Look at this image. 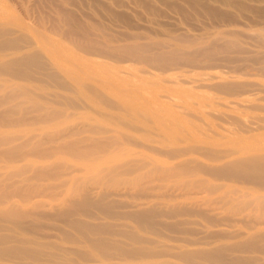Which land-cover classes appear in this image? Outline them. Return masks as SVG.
<instances>
[{
  "label": "rangeland",
  "instance_id": "rangeland-1",
  "mask_svg": "<svg viewBox=\"0 0 264 264\" xmlns=\"http://www.w3.org/2000/svg\"><path fill=\"white\" fill-rule=\"evenodd\" d=\"M71 16L76 19H73L74 24ZM65 18L70 20H64ZM63 21L72 24H64ZM53 25L58 28L55 29ZM79 25L83 30L86 27L89 33L95 32V36L87 34L86 28L85 32L80 33L82 28ZM7 26L10 31L13 28L16 30L13 29V33L8 36L22 34L30 41L29 45H24L23 42L22 45L26 47L23 50H41L43 54L40 53L45 55V64L48 59L46 66L52 63L50 70H55L56 77L57 72H60L62 75L58 73V78L64 82L67 79L66 82L69 81L73 91L68 92L56 86L45 76L48 84L0 74V99L9 91L12 95L14 89L18 92L21 88H27L32 92L29 96L20 93L5 101L0 100V211L15 203L16 207L13 208L24 210L27 213L25 222L31 226L28 231H24L9 221H0V237L24 235L30 240L45 243L44 252H55V256L43 254L37 257L0 255V264H264V218L259 216L260 201L255 198V194L248 193L254 189H250L252 184L231 180L213 181L210 176L195 169L190 175L172 177L169 170L175 163L179 165L180 162L189 160L190 165L200 162L206 166H215L241 153L229 154L220 159L221 162L211 161L202 153L189 150L192 145H207L232 151L251 148L253 145L264 146V127L258 130L253 128L250 133H240L233 129L235 125L231 121V116L235 113L233 118L238 115L242 123L245 120V124L256 127L260 123L256 120L264 116V105L259 110L254 105V102L264 104V77H260L264 75L256 68L264 69V0H0V28L8 29ZM54 29L58 31L55 32ZM69 29L75 30L72 31V36L67 35ZM76 29L81 38L87 39L89 36L88 39L93 41L96 37L100 43L88 40L85 42V39L82 42L83 39L74 34ZM63 32H66V36H62ZM81 42L88 44L89 47H85L87 50L91 47V52H84V44L80 48ZM127 43H130L128 46L142 43L140 46H151L153 51L162 45L160 48L165 49V55H170L175 50L176 63L170 65L161 58L154 61L155 64L147 62L146 65L142 61L143 65L140 60L136 59L135 62L132 57L134 63L129 59L130 56H124L120 52V55L114 56L116 62L109 58L111 54L113 56L118 53L113 54L118 48L122 52L121 48ZM110 46L118 48L113 50ZM94 48L95 51L98 50V56ZM103 49L107 50L109 57H106L105 50L102 53ZM156 51L160 52V49ZM14 52L15 50H7L4 52L6 54H0V61L19 54ZM122 55L130 61L123 59ZM126 60L128 63L124 62ZM161 60L170 66L165 64L162 68ZM257 60H261V63ZM156 62L160 66L156 67ZM148 64H153L158 69ZM80 81L84 83L80 85ZM223 81H249L253 87L250 83V87L243 92L244 95L229 94L231 97H228L227 93H218L217 89L213 91V86H210ZM89 83L99 89L96 90L93 85L90 88ZM117 87L121 89L118 90ZM88 88L92 90H89L90 93ZM100 90L120 105L117 106V102L115 107L103 105L105 103L92 94H102ZM245 93L250 95L246 97ZM54 94L69 97L67 100L78 97L74 100L75 104L82 106L74 107L65 100L58 103L54 101L55 98L52 99ZM37 102L42 104L43 109L24 112L25 108ZM247 105H254L255 109L248 106L253 108L251 110ZM116 106L123 107L126 112ZM14 107L19 108L15 114L7 112ZM150 109L155 113H151ZM51 110H58L59 114L47 120L39 119L41 114ZM102 111L107 113L106 116ZM122 111L125 112L124 117ZM137 111L140 116L136 115ZM223 111H226L227 116L230 114V120L224 119L227 116L223 115ZM197 114L201 115L203 121ZM130 120H133L131 124L134 123V126H141L140 129H129L125 122ZM97 124L101 128H107L106 132L89 131L90 126L94 128ZM202 126L203 132L200 131ZM114 130H120L121 133L117 134ZM115 134H121L126 139L127 134L131 135L132 138L128 136L130 139L127 140H133V143L124 138L121 139V144L116 145L120 142L116 140L115 144H110L111 150L108 149V152L104 149L109 148L106 139L110 136L112 139L118 138ZM84 137L92 139L88 141ZM95 137H101V142L104 137L106 143H103L107 147H100L101 150L97 148L100 151L95 150L96 147L92 148L93 151L83 148L81 153L66 147L72 143L78 144L80 139L82 144L83 138V143L94 142ZM98 138L96 141L100 140ZM170 147L172 150H181V155L179 153L175 158L170 155L167 157V152L172 151ZM11 150L14 152L9 154ZM117 159L119 162H116ZM135 159H141V163ZM124 161L138 162L139 170L136 167V170L134 168L131 171L133 173L116 174L115 179L110 180L106 176L109 164H123ZM161 166H168V171L161 169ZM203 176L222 187L210 192L207 187L185 183L189 179H208ZM104 190H109L110 193L104 192L107 193L104 195L106 201L117 200V205L111 203L116 206L114 210H119L121 214L152 206L159 212H166L163 213L166 215L158 213L157 223L150 229H139L127 218L106 217L94 208H90V211L95 217L76 214L91 224L111 223L109 225L113 226L114 231L125 230L128 224L134 233L142 237V242L131 241L120 234L113 235V239L126 243L129 251L142 248L148 256L133 257L120 254L117 250L111 254H103L89 242L85 234L82 235L70 223L68 215L60 213L66 209L78 210L71 203L73 199L87 193L97 199ZM242 199L250 202L247 207L240 203ZM176 206L178 210L179 207L187 208L190 212L174 214L172 209H176ZM17 218L18 216H13V219ZM107 235L104 236L111 238L110 234ZM251 239L258 241V246L253 249L237 247L238 243ZM213 248L222 249L225 256L223 261L194 257L195 254ZM184 252L192 256L182 254Z\"/></svg>",
  "mask_w": 264,
  "mask_h": 264
},
{
  "label": "bare ground",
  "instance_id": "bare-ground-1",
  "mask_svg": "<svg viewBox=\"0 0 264 264\" xmlns=\"http://www.w3.org/2000/svg\"><path fill=\"white\" fill-rule=\"evenodd\" d=\"M60 8V7H59ZM15 17V16H14ZM14 17H12V18H14ZM17 17V16H16ZM15 17V18H16ZM72 17V16H71ZM67 19H69V18H67ZM66 18L64 19V20H67ZM73 17H72V20L71 21H73ZM23 20V19H22ZM70 20V19H69ZM74 20H76V19H74ZM61 21H62V19H61ZM60 21V22H61ZM68 22V21H67ZM64 23V21H63V23L64 24H68V25H70V24H72V23ZM76 22V21H75ZM79 22V21H78ZM8 23H9V21H8ZM7 23V24H8ZM73 24H74V21H73ZM76 25H77V23H75ZM2 25V24H1ZM61 25V24H60ZM31 26V25H30ZM54 26V25H53ZM59 26V25H58ZM80 26V25H79ZM78 26V27H79ZM83 26V25H82ZM86 26V25H85ZM84 26V27H85ZM8 27V26H7ZM55 27V26H54ZM53 27V28H54ZM81 27V26H80ZM103 27V26H102ZM32 28V27H31ZM58 28V27H57ZM56 27H55V29H57ZM75 28V27H74ZM73 28V29H74ZM82 28V27H81ZM86 28V27H85ZM85 28H84V30H83V28L80 30V33H82L81 31H83V32H85ZM12 29V28H11ZM14 29V28H13ZM12 29V30H13ZM24 29V28H23ZM55 29L53 30V31H55ZM73 29H69V30H65L66 32H67V35L68 34H70L71 36L73 35V32L72 31H75V30H73ZM80 29V28H79ZM90 29V28H89ZM11 30V31H12ZM15 30V29H14ZM18 30V29H17ZM90 30H92V29H90ZM10 31V27H8V29L6 28V27H4V28H0V54H3L5 51H7V50H15V52H19V54H16L15 56H13V57H11V58H8V59H5V60H1L0 61V74H7V75H9V76H11V77H14V78H20V79H26V80H32V81H37V82H39V83H43V84H48L49 82L48 81H46V79H48V80H51L52 82H54L55 83V85L56 86H58V87H60V88H63L64 90H66V91H73V89L71 88V85H69V81H67L66 82V80L67 79H65V82L64 81H62V80H60L59 78V75H58V73L59 74H61L60 72H57V76L59 77H56V73H55V70H50V66H51V64L52 63H50V64H48V65H50V66H46V64H47V62H48V59H47V62H46V64H45V61H43V58L45 57V55H42L43 53L41 52V50H38V49H36V51H34V49L33 50H23V48H26L25 46H23L22 44H23V42H24V45L25 44H31L30 43V41L27 39V37L25 38V37H23L22 36V34H20V36H18L19 34H17V36H16V34L14 35V36H16V37H10V36H8V34L10 35V33H13V32H11ZM16 31V30H15ZM58 31V30H57ZM57 31H55V32H57ZM60 31V30H59ZM86 31H87V28H86ZM94 31V30H93ZM102 31V30H101ZM23 32V31H22ZM66 32H63L62 33V36H64L65 34H66ZM105 32V31H104ZM21 33V32H20ZM59 33V32H58ZM61 33V32H60ZM65 33V34H64ZM80 33H78L77 32V29H76V33H74L76 36H79L78 34H80ZM87 34L89 33V31H87L86 32ZM94 34H95V32H93ZM57 34V33H56ZM83 34H85V33H83ZM83 34H81V35H83ZM92 34V32H90L89 33V35H91ZM94 34H92L93 36H95ZM104 34H106V33H104ZM22 36V37H21ZM28 36V35H27ZM66 36V35H65ZM69 36V35H68ZM75 36V38H77ZM87 36V35H86ZM93 36H90V37H92L93 38ZM80 37V36H79ZM79 37H78V39H75V41L76 40H79ZM83 37V36H82ZM85 37V36H84ZM89 37V36H88ZM88 37H86L87 39H85V38H81L80 37V39L82 40L83 39V41L82 42H84V39H85V42L88 40V41H91V39L89 40L88 39ZM101 37V36H100ZM97 38L96 37H94V40L93 41H91V42H97L98 41V39L96 40ZM101 39V38H100ZM73 40V39H72ZM96 40V41H95ZM107 40V39H106ZM111 39H109V41H110ZM32 41V40H31ZM74 41V40H73ZM74 41V42H75ZM102 41H104V40H102ZM101 41V42H102ZM73 42V43H74ZM77 42V41H76ZM75 42V43H76ZM81 42V45H80V48H81V46H82V44H84V47H85V45L87 46L88 44H85V43H82ZM99 42V41H98ZM100 43V42H99ZM104 43V42H103ZM77 44V43H76ZM76 44H74L75 46H77ZM98 44V43H97ZM132 44V43H131ZM139 44V43H138ZM138 44L135 46H133V45H131V46H128V45H130V43L128 44L127 43V47L125 46V45H123V48H121V50H122V52L119 50L118 51V49H120V48H118L117 46H115L116 47V49H117V51H115V52H113V54H115L116 52H118V53H116V55H113V56H111L110 55V57H109V53H107V50H105V49H103V52L102 53H104V50H105V54H106V57H109V58H111L113 61H115L116 60V58L114 57V56H116L117 57V54H119V52H120V54L121 53H124V56H126L127 55V57H129V59H131L132 57L134 58V60H135V62H137L136 61V59L137 60H140L141 61V63L143 64V62L142 61H144V62H146L145 64L147 65V62L148 63H153L154 61H156V60H159V59H161V58H163V60H165L167 63H169L170 65H171V63H176L175 61H176V57H175V54H174V51L175 50H173L172 51V53L169 55H165L166 54V52L164 53L163 51L165 50H161V48H160V46H162V45H160L158 48L160 49V52L162 51L163 53H164V55H163V53H160V52H158V51H156L157 49H154L155 51H153V50H151V48H153V47H147V45H145V44H143L145 47H146V49H148L149 48V50L147 51L146 49H144L145 47L144 46H140L142 43H140L139 44V46H138ZM27 45V47H29ZM98 46H100V44H98ZM119 46V45H118ZM77 47H79V46H77ZM87 47H89V46H87ZM87 47H85L84 49H82L84 52L86 51V53H89V50H90V52H91V47H90V49L89 50H87L86 48ZM115 47H111L110 46V49H113V48H115ZM122 47V46H121ZM144 47V48H143ZM163 47H164V45H163ZM80 48H78L79 50H80ZM96 48V47H95ZM95 48H94V51H95ZM32 49V48H31ZM40 49V48H39ZM93 49V48H92ZM38 50V51H37ZM101 50V49H100ZM113 50H115V49H113ZM88 51V52H87ZM96 51H97V53H98V50L96 49ZM96 51H95V54L97 55V53H96ZM143 51H144V54H143ZM145 51H146V53H145ZM170 51V50H169ZM14 52V53H15ZM42 54H41V53ZM101 52V51H100ZM99 52V53H100ZM171 52V51H170ZM177 52V51H176ZM7 53V52H6ZM6 53H4V54H6ZM92 53H93V51H92ZM91 53V54H92ZM3 54V55H4ZM8 54V53H7ZM95 54H94V56H95ZM105 54H104V56H105ZM119 54V55H120ZM93 55V54H92ZM91 55V56H92ZM108 55V56H107ZM179 55V54H178ZM178 55H176V56H178ZM44 56V57H43ZM98 56V55H97ZM102 56V55H101ZM123 56V55H122ZM123 56V57H124ZM113 57H114V59H113ZM119 57V56H118ZM122 58V57H121ZM259 58H260V56H259ZM45 59V58H44ZM120 59V58H119ZM123 59H127L126 57H124ZM123 59L121 60L120 59V61H123ZM129 59H127V60H129ZM254 59V58H253ZM263 59H264V56H263ZM262 58H261V60H263ZM124 61V62H127L128 63V61ZM133 62H134V60L133 59H131ZM261 60H260V62L259 63H261ZM117 61H118V59H117ZM130 61V60H129ZM254 61V60H253ZM116 62V61H115ZM134 62V63H135ZM139 62V61H138ZM159 62V61H158ZM158 62H156L157 64H158ZM161 62L163 63L164 61H162L161 60ZM163 63L162 64V68H164L163 66L166 64L167 66H168V64L167 63ZM262 62H264V61H262ZM130 63V62H129ZM140 63V64H141ZM160 63V62H159ZM130 64H132V62L130 63ZM145 64H143V65H145ZM154 64H155V62H154ZM161 64V63H160ZM148 65H150V64H148ZM153 64H151L150 66H152ZM169 65V66H170ZM157 66H160L159 64L158 65H156V67ZM167 66H165V68L167 69ZM168 66V67H169ZM264 66V65H263ZM48 67H49V69H48ZM52 67H54V65L52 66ZM152 67H154L155 68V66L153 65ZM160 69V70H163V69ZM256 68H259V72L261 73V75H264V69H261V67H256ZM255 68V69H256ZM263 68V67H262ZM55 69V68H54ZM155 69H158V68H155ZM166 69H164V72L166 71ZM257 71H258V69H257ZM260 73H258V74H260ZM62 75V74H61ZM246 75V74H245ZM44 76H45V78H44ZM78 76V75H77ZM117 76V75H116ZM217 76V75H216ZM220 76V75H219ZM208 77H210L211 78V76H209L208 75ZM207 77V78H208ZM261 78L262 77H264V76H260ZM74 78V77H73ZM214 78H216V77H214ZM221 78V77H220ZM77 79V78H76ZM101 79V78H100ZM202 79H204V78H202ZM212 79V78H211ZM79 80V79H78ZM99 80V79H98ZM117 80V79H116ZM134 80V79H133ZM75 81V80H74ZM104 81H106V79L104 80ZM131 81H132V79H131ZM221 82H222V80H220ZM48 82V83H47ZM81 83H80V85H82V82L83 81H80ZM134 82V81H133ZM75 83H77V82H75ZM84 83V82H83ZM108 83H109V81H108ZM127 83V82H126ZM213 83V82H212ZM215 83V82H214ZM213 83V84H214ZM218 83V82H217ZM251 82H249V81H247V82H245V83H243L242 81L241 82H224L223 81V83H218V84H216L215 83V86L214 85H211L210 84V86H213V91H215L216 89L218 90V93H220V92H223V93H227V96L230 94V95H235V94H239L240 95V93H242L243 94V92H245L246 91V89H248L250 86H248L249 84H250ZM254 83V82H253ZM72 84V83H71ZM201 84V83H200ZM86 85V84H85ZM85 85H83L84 87H85ZM89 85H90V88H91V86L93 85V84H91V83H89ZM89 85H87V86H89ZM112 85V84H111ZM128 85V84H127ZM203 85V84H202ZM201 85V86H202ZM206 85V84H205ZM205 85H203V86H205ZM264 85V84H263ZM262 85V86H263ZM94 86V88L97 90V89H99V88H96L95 87V85H93ZM200 86V85H199ZM209 86V88H212V87H210ZM251 86L253 87V85H252V83H251ZM256 86H259V85H256ZM74 87V86H73ZM113 87H116V86H113ZM261 87V86H260ZM259 87V88H260ZM264 87V86H263ZM262 87V88H263ZM90 88H88V92H89V90H90V92L92 91ZM128 88H130V87H128ZM255 88V87H254ZM254 88H251V89H254ZM259 88H257L258 89V91L260 90ZM85 89V88H84ZM117 89H118V87H117ZM119 89H121V88H119ZM118 89V90H119ZM123 89V88H122ZM125 89V88H124ZM134 89H136V88H134ZM86 91H87V88L85 89ZM95 90V91H96ZM125 90H127V88L125 89ZM264 90V89H263ZM14 91V93L11 95L9 92H11V91H9L8 93H4L3 94V99H4V101L5 100H7V99H10L11 97H14V96H16V95H20V93L21 94H25V95H27V96H29L30 94H32V92H31V90H29V89H27V88H25V89H22L21 88V90L20 91H18V89H17V91L18 92H16V90L14 89L13 90ZM12 91V92H13ZM99 91V90H98ZM220 91V92H219ZM255 92H257V90H254ZM89 92V93H90ZM100 92L102 93V91L100 90ZM255 92H254V94H255ZM95 92H93L92 94H93V96L96 98H98L99 99V101H102L103 103H105V104H103V105H108V106H111V107H115V105L118 103V105L117 106H119L120 105V103L119 102H115V101H112L111 99H109V96L107 95H105V93H102V94H99V92L98 93H95ZM138 93V92H137ZM156 93V92H155ZM223 93H221V94H223ZM248 93H250V92H248ZM248 93H245V94H247V95H245L246 97H248L250 94L252 95V93H250V94H248ZM258 93V92H257ZM75 94V93H74ZM77 94V93H76ZM103 94H104V96H103ZM66 95V94H65ZM78 95V94H77ZM96 95V96H95ZM229 95V96H230ZM244 95V94H243ZM262 95V94H261ZM264 95V94H263ZM228 96V97H229ZM124 97H126V96H124ZM141 97V96H140ZM231 97V96H230ZM235 97V96H234ZM257 97V96H256ZM255 97V98H256ZM261 97V96H260ZM53 98H55L54 99V101H56V102H58V103H62L64 100L67 102V104H69V105H73L74 107L77 105L78 106V108H80V105L77 103V104H75V102L76 101H74L76 98H78V97H74L75 99L74 100H71L73 97H70V100H67V98L69 99V97H66V96H64V95H60V94H54V96L52 97V99ZM81 97H80V95H79V99H80ZM96 98V99H97ZM114 98V97H113ZM232 98H233V96H232ZM259 98V97H258ZM263 98H264V96H263ZM2 99V97H1V99L0 100H3ZM97 99V100H98ZM259 99H261V98H259ZM78 100V99H77ZM226 100V99H225ZM255 100V99H254ZM264 100V99H263ZM262 100V101H263ZM102 102H100V103H102ZM115 102V103H114ZM166 102V101H165ZM252 102V101H251ZM130 103H131V101H130ZM204 103V102H203ZM255 104V106L256 107H258V110L260 109L259 107H262V105H264V104H258V106H257V104H256V102H254ZM75 104V105H74ZM83 104V103H82ZM85 104H88L87 102L85 103ZM132 104V103H131ZM200 104V103H199ZM202 104V103H201ZM252 104V103H251ZM96 105V104H95ZM203 105V104H202ZM253 105V106H254ZM76 106V107H77ZM82 106V105H81ZM86 106V105H85ZM108 106H106V107H108ZM116 106V108H118L119 110H121L123 107H117ZM234 106V105H233ZM253 107V106H251V105H247V107ZM89 107V106H88ZM88 107H86V108H88ZM111 107H109V108H111ZM147 107V106H146ZM248 107V108H249ZM15 108V109H14ZM13 109L12 108H10V109H8L7 110V112H9V113H11V114H15L17 111H18V109L19 108H17V107H14ZM83 108V107H82ZM91 108V107H90ZM101 108V107H100ZM116 108H112V109H115L116 110ZM126 108V107H125ZM131 108H132V106H131ZM159 108V107H158ZM231 108H233L232 106H231ZM254 108V107H253ZM253 108H249V109H253ZM263 108V107H262ZM262 108H261V110H262ZM41 109H43V106H42V104L41 103H39V102H37V103H34L33 105H31L30 107H27V108H25L24 109V112H30V111H40ZM133 109H134V107H133ZM139 109V108H138ZM159 109H161V108H159ZM165 109V108H164ZM245 109H246V107H245ZM255 109V108H254ZM122 110H124V109H122ZM238 110H239V108H238ZM125 112H126V110H124ZM136 111V110H135ZM150 111H151V109H150ZM170 111V110H169ZM220 111V110H219ZM240 111V110H239ZM249 111V110H248ZM125 112H123L122 111V115H123V113H125ZM153 111H151V113H152ZM246 112H247V109H246ZM128 113H129V111H128ZM136 113V115H139L140 116V112H135ZM153 113H155V112H153ZM220 113H222V111L220 112ZM219 113V114H220ZM57 114H59V111L58 110H51V111H47V112H44L43 114H41L40 115V118L39 119H44V120H47V119H49V118H51L53 115H57ZM100 114H101V112H100ZM102 114L103 115H105V114H107L106 112L105 113H103V111H102ZM130 114H132V112L130 113ZM134 114V113H133ZM145 114V113H144ZM158 114V113H157ZM205 114V113H204ZM218 114V115H219ZM227 113H226V111H223V115H225V116H227L226 115ZM125 115V114H124ZM124 115H123V117H124ZM126 115H129V114H126ZM146 115H147V113H146ZM145 115V116H146ZM198 115V114H197ZM196 115V116H197ZM217 115V116H218ZM221 115V114H220ZM219 115V116H220ZM230 114L228 113V116H229ZM233 115H235V113H233ZM233 115L231 116L232 117V123L235 125V127L233 128V129H237V130H235V131H237V132H240V133H244V132H248V133H250L249 131H251V130H253V128H255V129H261L262 127H264V124H262V123H264V119H261L262 117L264 118V116H259L258 114V117H261L259 120H256L257 121V123L258 122H260V123H258L257 125H256V127H253V126H251V125H249V123H248V125L247 124H245V120H244V123H242L241 122V120L239 119L240 118V116L238 117V115H236L237 117V119L236 118H233ZM102 116V115H101ZM100 116V117H101ZM106 116V115H105ZM121 116V115H120ZM143 116V115H142ZM144 116V117H145ZM150 116V115H149ZM199 116V115H198ZM201 116V115H200ZM199 116V117H200ZM216 116V117H217ZM218 116V117H219ZM225 116H223V118L225 117ZM228 116H227V118L225 117L224 119H227V121L228 120H230L229 118H228ZM249 116V115H248ZM102 117H104V116H102ZM116 117H118V115L116 116ZM235 117V116H234ZM251 117V116H250ZM249 117V118H250ZM253 117V116H252ZM120 118V117H119ZM142 118V117H141ZM146 118L148 119L149 117H147L146 116ZM194 118H195V115H194ZM201 118V117H200ZM257 118V117H256ZM19 119H23V118H21V117H19ZM114 119H115V117H114ZM122 119V118H121ZM143 119H145V118H143ZM142 119V120H143ZM197 119V118H196ZM199 119V118H198ZM221 119V118H220ZM258 119V118H257ZM24 120V119H23ZM115 120H118V119H115ZM120 120V119H119ZM125 120V119H124ZM126 120H127V118H126ZM146 120V119H145ZM149 120V119H148ZM147 120V121H148ZM171 120V119H170ZM200 120V119H199ZM250 120H251V118H250ZM249 120V121H250ZM133 120H130V122H125V125L126 126H128V127H130L129 129H131V128H136V129H138L139 127H141V126H137V125H135L134 126V123H132L131 124V122H132ZM150 121V120H149ZM178 121V120H177ZM182 121V120H181ZM201 121H203V119L201 118ZM224 121V120H223ZM226 121V120H225ZM231 121H230V124H231ZM248 120H246V122H247ZM248 121V122H249ZM251 121H253V118H252V120ZM255 121V122H256ZM119 122H124V121H119ZM229 123V122H228ZM181 124V123H180ZM256 124V123H255ZM100 124H97V125H95V127H98ZM229 125V124H228ZM233 125V126H234ZM94 126V125H93ZM137 126V127H136ZM229 126H231V125H229ZM233 126H231V127H233ZM92 126H90L89 127V131L91 132H93V130L94 131H98L99 133H100V131L102 130V132L104 131V132H106V130H107V128H101L100 126L98 127V128H91ZM199 128H200V126H198ZM203 127V126H202ZM231 127H228V128H231ZM145 128V127H144ZM143 128V129H144ZM117 129V128H116ZM140 129V128H139ZM138 129V130H139ZM142 128H141V130H143ZM183 129L184 128H182V131H183ZM195 129V128H194ZM202 129H204V127L203 128H201V132H203L202 131ZM206 129H207V127H206ZM254 129V130H255ZM100 130V131H99ZM140 130V131H141ZM145 130V129H144ZM195 130H198L197 128L195 129ZM97 132V133H98ZM114 132L115 133H117V134H119L118 132H120L121 133V131L119 130L118 132L117 131H115L114 130ZM185 132V131H184ZM199 132V131H198ZM93 133H95V132H93ZM117 134H115L116 135V137L118 136ZM196 134V133H195ZM123 135H126L125 133H123ZM122 135V136H123ZM128 136H130L131 137V135H129V134H127V139H130V138H128ZM87 137V136H86ZM86 137H84V138H86ZM120 137V138H119ZM124 137V136H123ZM211 137V136H210ZM261 137V136H260ZM84 138L82 139V144H81V139H80V142H78V144L77 143H72V144H69V145H66V147L69 149V150H72V151H75V152H83L82 151V149L84 148V149H88L89 150V148L91 149V151H93L94 149H95V147H96V149L95 150H98L97 148H99L100 149V147L102 148H104V147H107L108 145H109V148H104L105 150L107 149V151L109 152V150L108 149H110L111 148V143H114L115 144V142H116V140L117 141H120L119 143H117L116 145H118V144H121V139H124V138H122L121 137V134H120V136H118V138H116V139H112L111 138V136H110V138H108L107 136H106V138H108V140L106 139V141H107V143H106V141L104 140V137L102 138L103 139V142L105 141V143L107 144V146L105 145V143H103V142H101L102 140H101V137H95V139L97 140V138L98 139H100V140H98V141H96L95 139V141L93 142V140L91 141V142H85V143H83V140H84ZM88 138V137H87ZM86 138V139H87ZM91 139H92V137H90ZM90 138L89 139H87L88 141L90 140ZM132 138V137H131ZM118 139H120V140H118ZM126 138L124 139V140H127ZM182 140V139H181ZM128 141V140H127ZM126 141V142H127ZM125 142V141H124ZM128 142H131V143H133V140H131V141H128ZM173 143V142H172ZM215 143V142H214ZM83 144H85L84 146H83ZM111 144V145H110ZM113 144V145H114ZM103 145H105V146H103ZM165 145V144H164ZM210 145V144H209ZM262 145V144H261ZM115 146V145H114ZM113 146V149L115 148ZM204 145H202V146H200L199 147V145H195V146H191L190 148H189V150H192V151H195L196 153H202L204 156H205V158H207V160L209 159V160H211V161H213V160H215V161H219L220 159H223V157H226V156H228L229 154L231 155V154H234V153H239V152H241L240 154H242V155H238V156H235V157H233V158H230V160L228 159L226 162L224 161V162H222V164H218V165H215V166H206L205 165V163H200V162H198V163H195V164H193V165H190L191 164V161L189 160V161H186V162H180V164L178 165L177 163H175V166H173V165H171V166H173V167H171V168H169V170L172 172V174H171V176L172 177H174V176H183L184 174H188V175H190V174H192V170H198V171H201V172H203V173H205L207 176H210L212 179H213V181L214 180H231V181H238V182H243V183H250V184H252V186L250 187V189H252V188H254V189H252L253 191L252 192H248L249 194H251V195H256V199L257 200H259L260 201V204H261V209L259 210V216L260 217H262V218H264V146L263 147H259V146H252V145H250V146H252L251 148H238V149H235V150H222V149H219V148H214V147H212V146H207V145H205V147H203ZM207 146V147H206ZM174 147V146H173ZM92 148H94L93 150H92ZM176 148V147H175ZM188 147H186V149H187ZM104 149H103V151H104ZM116 149V148H115ZM168 149V148H167ZM170 149H171V147H170ZM81 150V151H80ZM101 150V149H100ZM100 150H98V151H100ZM111 150V149H110ZM172 150V149H171ZM188 150V149H187ZM186 150V151H187ZM14 152V150H11V151H9L8 153L9 154H12ZM90 152V151H89ZM102 152V151H101ZM189 152V151H188ZM188 152H186V154L188 153ZM104 153H105V151H104ZM165 153V152H164ZM179 153H180V155H181V150H179V149H173L172 151H168L167 152V157H168V155H170L171 157H174L175 158V156H177V155H179ZM93 154V153H92ZM114 155V154H113ZM116 155V154H115ZM118 155V154H117ZM119 155H121V154H119ZM183 155V154H182ZM103 156V155H102ZM101 156V157H102ZM122 156V155H121ZM100 157V158H101ZM104 157V156H103ZM120 157V156H119ZM123 157V156H122ZM95 158H98V157H95ZM95 158L93 159L94 161H95ZM122 159V158H121ZM133 159L134 158H132V161H133ZM84 160V159H83ZM103 160V159H102ZM101 160V161H102ZM85 161V160H84ZM93 161V162H94ZM109 161V160H108ZM127 161V160H126ZM126 161H124V163L123 164H116V162H119V160L117 159L116 160V162H115V164H114V162L112 163L113 165H111V164H109V167H107V169H106V176H109V179L111 180V178L112 179H115L114 178V176H116V174H129L132 170H134V168H135V170H136V167H137V165L138 166H140L139 164H137L138 162L139 163H141V159H139V160H136L135 159V161H138V162H126ZM183 161V160H182ZM126 162V163H125ZM142 162H144V161H142ZM219 162H221V161H219ZM147 163V162H146ZM146 163H144V164H146ZM104 164V163H103ZM172 164V163H171ZM174 164V163H173ZM177 164V165H176ZM98 165V164H97ZM105 165V164H104ZM143 165V164H142ZM106 166H107V164H106ZM105 166V167H106ZM142 167V166H141ZM163 166H161L160 168L161 169H167V171H168V166H166L167 168H165V166L162 168ZM137 170H139L138 169V167H137ZM164 171H166V170H164ZM197 171V172H198ZM195 172V171H194ZM131 173H133V172H131ZM200 173V172H199ZM111 174V175H110ZM196 174V173H195ZM194 174V175H195ZM185 176H187V175H185ZM193 177V176H192ZM204 177V176H203ZM178 178V177H177ZM194 178V177H193ZM199 178H200V176H199ZM204 178H208V177H204ZM197 179V180H196ZM211 180V179H210ZM209 180V178L208 179H198V178H195V180L194 179H189V180H187V181H185V183L186 184H188V185H190V186H201V187H207L208 189H209V191L210 192H212V191H215V190H218V189H220L221 187H222V185H220V184H215L214 182L212 183V180L210 181ZM104 192H107V191H103V192H101L102 194L100 195V197L99 198H97V199H94V197H92V196H89V194L87 193V194H84V195H81L79 198H75V199H73L72 201H71V203L73 204V205H76L77 207H78V210H74V209H66V210H63V211H61L60 213L61 214H65V215H68L69 217H70V223L76 228V229H78V231H80V233L82 234V235H86L85 237L89 240V242L92 244V245H94V247H96L98 250H100L103 254H111L112 252H114L115 250H117L120 254H124V255H129V256H133V257H135V256H138L139 258H141V257H145V256H148L149 254H147L146 252H144L143 251V249L142 248H135V249H133V250H128L127 248H126V243H124V242H120V241H118V240H116V239H113V235H121V236H124V237H126L127 239H129V240H131V241H135V242H138V243H141L142 242V237L140 238V236H138L136 233H134V230H133V228L131 229V226H129L128 224H127V226L128 227H130L129 229H131V230H126L127 228H125V230H123L122 228V230L121 231H117L115 228V231L113 230V226H111V225H109V224H111V223H105V224H91V223H88V222H86V221H84V220H82V219H80L79 217H77L76 216V214H78V213H83V214H86V215H88V216H91V217H95V216H92V215H94V214H92V212L90 211V208H94V209H96V210H98V212H100V213H103L104 215H106V217H116V218H124V219H129V220H132L135 224H136V226L139 228V229H150V228H152V227H154L155 226V224L157 223L156 222V218H157V215H158V213H161L162 211L160 210V212H159V210L156 208V207H150V208H145V209H141V210H131V211H129L128 210V212L127 213H124L123 212V214H121L122 212H120L119 210L118 211H115L116 209H115V207L116 206H114L113 204H116V202H117V200H116V202H114V201H111L110 199V201L108 202V201H106V199H105V197H104V195H107V193H109V190H108V192L107 193H104ZM109 195H110V193H109ZM111 202H114L113 204L111 203ZM240 203H242L245 207H247L248 205H249V201L248 200H246V199H242L241 201H240ZM117 205V204H116ZM119 205V207H120V204H118ZM121 205H123V204H121ZM123 206H125V205H123ZM13 207H16V205H15V203H13V204H11V207L10 208H7V209H4V210H1L0 211V221H9V222H11L13 225H15V226H17V227H19V228H21L22 230H24V231H28V228L29 227H31L30 225H29V223H26L25 222V217H27V213L24 211V210H17V209H14ZM122 207V206H121ZM14 209V210H13ZM115 209V210H114ZM172 211H174V214L176 213V214H180L181 212L182 213H184V212H186V213H189L190 212V210H188L187 208L185 209V208H180L179 207V210L177 209V206H176V209H172ZM189 211V212H188ZM118 212H120V213H118ZM165 212V211H164ZM164 212H162V214L164 213ZM171 212V211H170ZM166 213V212H165ZM172 213V212H171ZM163 215H166V214H163ZM169 215V214H168ZM172 215V214H171ZM170 215V216H171ZM13 216H18V218L17 219H13ZM118 216V217H117ZM118 218V219H119ZM114 219V218H113ZM124 224V223H123ZM161 225H163V224H161ZM109 226H111L110 228H109ZM118 228V227H117ZM136 232V231H135ZM107 235V234H110V236H111V238H112V240H111V238L110 237H107V236H104V235ZM119 235V236H120ZM109 238V239H108ZM10 241H13L14 243L13 244H9V242ZM29 243H32V245H29ZM258 244H259V242L258 241H256V240H253V239H251V240H245V241H243V242H240V243H238L237 244V247L238 248H241V249H253V248H255L256 246H258ZM44 246H45V243H43V242H41V241H33V240H30L29 238H27V237H25L24 235H12V236H5V235H3V236H1L0 237V255H8V256H11V257H37V256H41V255H48V256H55V252H50V253H46V252H44ZM55 248L56 249H59L58 248V246H55ZM221 248H213V249H210V250H207V251H202V252H200L199 254H195L194 255V257H201V258H206V259H212V260H215V261H223L224 259H225V256L223 255V253L221 252ZM188 252H184V253H182V254H186L187 256L188 255H190V254H187ZM151 256H158L159 254H150ZM185 255V256H186ZM159 256H161V255H159ZM190 256H192V255H190Z\"/></svg>",
  "mask_w": 264,
  "mask_h": 264
}]
</instances>
